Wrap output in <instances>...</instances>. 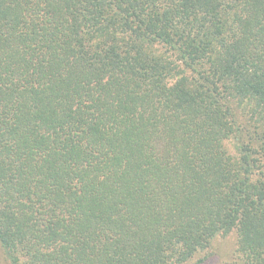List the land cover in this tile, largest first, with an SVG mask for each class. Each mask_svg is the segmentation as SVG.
I'll return each instance as SVG.
<instances>
[{
  "label": "trees",
  "instance_id": "obj_1",
  "mask_svg": "<svg viewBox=\"0 0 264 264\" xmlns=\"http://www.w3.org/2000/svg\"><path fill=\"white\" fill-rule=\"evenodd\" d=\"M230 235L219 264H264V0H0L7 263L206 264Z\"/></svg>",
  "mask_w": 264,
  "mask_h": 264
},
{
  "label": "rangeland",
  "instance_id": "obj_2",
  "mask_svg": "<svg viewBox=\"0 0 264 264\" xmlns=\"http://www.w3.org/2000/svg\"><path fill=\"white\" fill-rule=\"evenodd\" d=\"M233 235H230L226 240L221 242H218L217 244L220 246V251L217 256L211 257L206 264H219L224 261H228L232 259V251H231V245L233 243ZM217 242V241H216ZM215 248V247H214ZM213 248V249H214ZM212 249V250H213ZM201 258L200 254L194 257L189 263H194L196 259ZM0 264H8L4 254L0 248Z\"/></svg>",
  "mask_w": 264,
  "mask_h": 264
}]
</instances>
